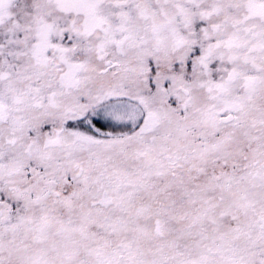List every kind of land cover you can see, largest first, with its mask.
I'll return each instance as SVG.
<instances>
[{"label":"snow or ice","instance_id":"6c2138e0","mask_svg":"<svg viewBox=\"0 0 264 264\" xmlns=\"http://www.w3.org/2000/svg\"><path fill=\"white\" fill-rule=\"evenodd\" d=\"M0 264H264V0H0Z\"/></svg>","mask_w":264,"mask_h":264}]
</instances>
